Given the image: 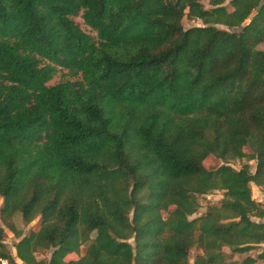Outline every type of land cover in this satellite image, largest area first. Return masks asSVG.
Returning <instances> with one entry per match:
<instances>
[{"label":"trees","instance_id":"obj_1","mask_svg":"<svg viewBox=\"0 0 264 264\" xmlns=\"http://www.w3.org/2000/svg\"><path fill=\"white\" fill-rule=\"evenodd\" d=\"M261 43L264 0H0V258L264 264Z\"/></svg>","mask_w":264,"mask_h":264},{"label":"rangeland","instance_id":"obj_2","mask_svg":"<svg viewBox=\"0 0 264 264\" xmlns=\"http://www.w3.org/2000/svg\"><path fill=\"white\" fill-rule=\"evenodd\" d=\"M74 20L80 26V28L83 31H85L86 33L90 34L91 36H95V32H93L88 26H86L84 24V22H83V20H82V18L80 16L75 17ZM195 24H199V22H196ZM195 24L192 23V22L187 21L186 19L183 20V25H184L185 28H187V27H189L191 25H195ZM258 48L264 50V43H261L260 45H258ZM62 74H63V71H61V70L58 71L53 76V78L48 82V84L57 83L62 78ZM246 152H248L247 149H246ZM245 162H246V160H237V161L232 162V166L234 168H239ZM220 163H221L220 160H218L214 156L210 155L204 160L203 165L206 168H213V167L218 166ZM249 163L252 166H254V161H250ZM251 190H252V198L253 199H255L256 201H264V188L258 187V186L254 185V184H251ZM221 197H222V194L219 191L213 192V193L208 194L206 196H201L199 198L200 203H201V208L199 209V212L196 215L201 214L204 211L205 206L209 202H216ZM3 204H4V201L0 197V209L3 207ZM18 217H19L18 215H15L14 219H15V222L18 225V227H20L22 229L23 233L28 234L30 231L36 230L38 228L39 218H36L30 224L24 226V225L21 224V222H20ZM0 226H3L2 223H1V220H0ZM4 231H5V234H4L3 242L5 244L6 250L14 256L15 255L14 245L17 242V239L13 235V233L10 230H8L7 228H5ZM224 251L226 253L229 252L227 248H225ZM194 253H195V251L192 250L191 256ZM253 254L255 255L256 253L253 252ZM231 255H232V258H235V259H237V258L241 259L244 256V255H237V254H231ZM47 256H48V252L47 251H42V252L37 253V257L38 258H44V257H47ZM76 257L77 256L75 254L67 256L68 259L69 258H76Z\"/></svg>","mask_w":264,"mask_h":264},{"label":"built area","instance_id":"obj_3","mask_svg":"<svg viewBox=\"0 0 264 264\" xmlns=\"http://www.w3.org/2000/svg\"><path fill=\"white\" fill-rule=\"evenodd\" d=\"M0 264H20L18 261L15 263H11L8 259L6 258H0Z\"/></svg>","mask_w":264,"mask_h":264}]
</instances>
